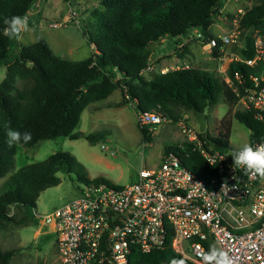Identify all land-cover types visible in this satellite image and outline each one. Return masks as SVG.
<instances>
[{"label": "trees", "instance_id": "obj_1", "mask_svg": "<svg viewBox=\"0 0 264 264\" xmlns=\"http://www.w3.org/2000/svg\"><path fill=\"white\" fill-rule=\"evenodd\" d=\"M94 1L97 4L91 13L94 23L83 33L96 51L85 60L68 61L55 55L40 39L13 53V42L4 35L6 25L3 21L28 15L38 0H0V67L5 68L0 82V178L8 176L0 189V232L11 226L37 225L31 210L41 192L60 183L59 173L71 174L75 167L81 172L77 180L83 185L110 184L103 178L88 180L76 159L62 151L11 172L19 145L33 148L45 140L83 137L75 131L82 111L106 100L114 91L121 93L116 107L135 101L137 111L157 109L172 123H177L183 112L205 114L219 102L233 107L239 101L225 79L206 70H170L150 80L140 75L153 44L166 38L177 39L179 44L194 30H199L206 40H216L212 54L215 58L221 57V42L209 29L224 0ZM104 12H109V17ZM239 17V38L243 44L237 50L239 60L229 63L226 77L241 96L243 88L264 71V60L257 61L254 67L245 64L256 56L254 33L264 45V0H258ZM235 72L240 75L242 85L234 79ZM125 93L129 100L125 99ZM233 118L250 132L249 144L263 138L264 125L254 119L251 111L236 110ZM207 120L206 116V124ZM219 127L221 131L216 136L198 133V137L207 140V146L211 145L214 150L225 151L229 148L230 122L222 120ZM9 128L21 134V141L11 147L7 143ZM26 132L31 133L27 143L22 139ZM141 133L143 140L149 142L150 132L141 128ZM99 138L98 133L85 136L89 142ZM192 148L193 144L188 141L176 144L165 148L163 156L173 150L179 151L183 165L206 183L217 176V170ZM170 242L168 237L162 250L148 254L133 249L130 264H190L171 249ZM15 253V250L0 247V264H10Z\"/></svg>", "mask_w": 264, "mask_h": 264}, {"label": "built area", "instance_id": "obj_2", "mask_svg": "<svg viewBox=\"0 0 264 264\" xmlns=\"http://www.w3.org/2000/svg\"><path fill=\"white\" fill-rule=\"evenodd\" d=\"M238 13L242 16L244 12ZM239 19L233 20V28L226 35L217 36L220 50L239 40ZM190 37L208 50L217 45L216 40H206L197 30ZM262 43L256 36V56L245 62L247 66L264 60ZM233 77L242 85L238 72ZM225 83L239 97L242 109L251 111L264 125V71L243 88L241 96L230 78L226 77ZM124 97L129 100L126 93ZM136 118L139 127L150 133L155 127L172 123L157 109L137 111ZM178 125L193 144L192 151L215 167L217 176L205 183L183 165L179 156L169 153L157 167H141L132 184H84L78 196L60 208L43 216L35 214L41 227L55 235L61 264H130L133 249L142 254L162 250L168 237L171 249L190 264H203L201 253L213 246L228 252L233 264H264V178L233 166L232 152L238 149L214 150L207 146V140ZM260 143H264V136L251 145ZM101 150L108 151L105 146Z\"/></svg>", "mask_w": 264, "mask_h": 264}, {"label": "rangeland", "instance_id": "obj_3", "mask_svg": "<svg viewBox=\"0 0 264 264\" xmlns=\"http://www.w3.org/2000/svg\"><path fill=\"white\" fill-rule=\"evenodd\" d=\"M257 2L258 0H224L218 14L213 16L210 32L216 37L226 35L233 28V20L240 16L238 10L243 13ZM96 7L94 0H38L27 15L29 27L35 31L24 33L20 40L12 39V52L17 53L21 47L29 46L40 39L63 60L82 61L89 58L96 50L92 49L83 32L94 23L91 13ZM104 13L109 17V12ZM192 35L193 31L189 33V36ZM256 36L257 33H254L253 38L256 39ZM242 44L243 41L239 38L233 46L220 50L221 57L215 58L212 54L213 49L203 48V43L193 37L184 38L179 44L177 39L166 38L151 46V50L153 47L158 49L151 57L149 55L141 76L150 80L156 74H161V71L168 72L187 65L188 68L209 71L224 80L230 60L238 58L237 50ZM262 46L264 47L263 43ZM156 57L160 59L154 60ZM161 64L163 66H159ZM147 67H152V70ZM4 76L5 68L0 67V82ZM119 78L117 75L116 79ZM120 101L121 93L116 90L106 100L86 107L75 130L83 134L79 139L45 140L33 148L19 145L11 173L62 151L70 153L76 159L88 180L103 178L110 184L126 186L137 180L141 167L146 169L157 167L165 148L188 141L179 123L190 129L197 137L200 133L195 115L183 112L177 123L155 127L149 135L150 141L147 142L143 140L141 128L137 123L138 103L134 101L132 104L116 107ZM239 109H242L239 103L230 107L219 102L205 113L208 120L203 133L210 137L216 136L221 131L220 122L229 121V148L234 150L249 144L250 132L233 118L234 112ZM95 133L100 134L101 138L93 142L85 139L86 135ZM101 146L107 147L108 151L101 150ZM171 153L181 157L179 151L173 150ZM74 170L75 172L71 174H57L60 183L39 194L35 208L31 210L34 220L38 222L40 218L35 217V214L47 215L78 196L83 184L77 180L78 173L81 172L75 167ZM7 178L8 176L0 178V189ZM0 247L2 250L16 251L10 264H61L56 248V237L46 227L42 228L40 222L24 227L11 226L0 232Z\"/></svg>", "mask_w": 264, "mask_h": 264}, {"label": "clouds", "instance_id": "obj_4", "mask_svg": "<svg viewBox=\"0 0 264 264\" xmlns=\"http://www.w3.org/2000/svg\"><path fill=\"white\" fill-rule=\"evenodd\" d=\"M3 23L6 25L4 35L10 40H20L24 33L34 32L29 27L27 15L13 16L5 18ZM23 141L27 143L31 140V133L23 134ZM21 141V134L9 128L7 132V143L11 147ZM233 166L242 168L246 174L264 178V143L253 147L251 144H244L238 150L232 152ZM226 186V182L225 185ZM203 264H233L228 252L213 246L207 253H201Z\"/></svg>", "mask_w": 264, "mask_h": 264}, {"label": "water", "instance_id": "obj_5", "mask_svg": "<svg viewBox=\"0 0 264 264\" xmlns=\"http://www.w3.org/2000/svg\"><path fill=\"white\" fill-rule=\"evenodd\" d=\"M195 120L198 124L199 132L203 133L206 128V122H205V114L203 112H196L195 113Z\"/></svg>", "mask_w": 264, "mask_h": 264}, {"label": "crops", "instance_id": "obj_6", "mask_svg": "<svg viewBox=\"0 0 264 264\" xmlns=\"http://www.w3.org/2000/svg\"><path fill=\"white\" fill-rule=\"evenodd\" d=\"M164 39H162V41H163ZM184 44H186V43H183V45ZM181 47V45H179L178 46V48H180ZM152 48V47H151ZM177 48V49H178ZM158 48L157 47H153V49L151 50L152 51V53L150 54V57L155 53V51L157 50ZM193 54V53H192ZM173 56H175L174 54H173ZM191 56V55H190ZM164 57H167V56H164ZM175 58H176V56H175ZM158 59H160V57H156V58H154V60H158ZM163 61V60H162ZM231 61V60H230ZM185 63V62H184ZM159 66H163V64H161V65H159ZM164 67H166V66H164Z\"/></svg>", "mask_w": 264, "mask_h": 264}]
</instances>
